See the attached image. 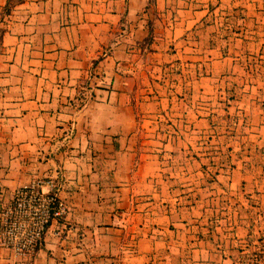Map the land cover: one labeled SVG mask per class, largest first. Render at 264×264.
Wrapping results in <instances>:
<instances>
[{
  "label": "crops",
  "instance_id": "0c3cea01",
  "mask_svg": "<svg viewBox=\"0 0 264 264\" xmlns=\"http://www.w3.org/2000/svg\"><path fill=\"white\" fill-rule=\"evenodd\" d=\"M259 30L264 0H0V216L43 177L66 207L35 251L0 240V264H233L235 237L255 247L264 174L241 167L264 171L262 124L208 146L221 134L201 121L249 101L222 78ZM207 147L246 153L211 178L158 157Z\"/></svg>",
  "mask_w": 264,
  "mask_h": 264
},
{
  "label": "rangeland",
  "instance_id": "374dc122",
  "mask_svg": "<svg viewBox=\"0 0 264 264\" xmlns=\"http://www.w3.org/2000/svg\"><path fill=\"white\" fill-rule=\"evenodd\" d=\"M260 31V32H259ZM258 31V36L259 39H252L249 40L247 43V49H249L252 53L250 54L251 56H243L242 62H240L241 65H239V62H237L235 67H232L231 70L226 72L227 77H223L222 81H229V86L231 87L232 92L230 93V97L234 98L237 97L239 98L241 96L247 97L249 101L246 99L244 100L245 103H237L236 106H234V109L232 112L231 117L225 118H218L215 120L213 123L211 122L210 125L205 123V121H201L202 125H207L210 126L211 128H214L216 131V134H221V136L217 137L216 139H212V141H207L206 145H213L215 143H218V139H223V141L226 140V142L220 141L223 144L227 143L230 144L231 146L235 144V135L232 134L231 139L229 140L227 138V135H224L226 133V130H239L240 128L244 127H249L251 124H255L259 122L262 124L261 128L262 129H257L255 133H261L264 134V39L261 38V35L263 34V30ZM258 50V53H257ZM204 80V79H203ZM240 101V100H239ZM247 105V112L246 114L244 113L245 111V106ZM216 110L221 111V104H217ZM260 110V111H259ZM249 117V118H247ZM164 125L165 120H162ZM214 125V126H213ZM223 134V135H222ZM264 140V138L258 136L259 139ZM185 139V138H184ZM238 139V138H237ZM173 139H171L170 142H172ZM205 144V143H204ZM235 146V145H234ZM208 148V149H207ZM206 150L204 151L203 149H199L198 151L195 152H190V151H166L162 150L159 153V158H179V159H193V158H198L203 160V163H201L200 169L207 174L209 178L215 177L216 174H227L223 173V167L229 168L231 166H234L236 162H238L241 157L243 158L245 156V151H232V152H219L217 149H214L215 147H212L209 149L207 147ZM157 153V152H154ZM261 158L264 157V152H260ZM228 154V160L230 161L229 165H221L217 162L213 163L211 162L213 159L216 161L222 160L223 155ZM175 155V156H174ZM255 157V156H254ZM258 158V154L256 156ZM264 160V159H262ZM225 164V163H224ZM228 164V163H227ZM240 164V163H239ZM241 169L243 171L245 170V173L247 174L248 177H251L250 175H255L259 174L263 176V170L258 173L259 168H250L249 171V166H242ZM258 170V171H257ZM263 224V229H264V222L261 223ZM256 229V228H255ZM256 231H260V228L255 230V234L257 233ZM264 233V230L260 231L261 233ZM246 236V235H244ZM242 236V238L244 237ZM240 238V237H239ZM238 237H235L234 243L235 246H237L238 250L241 249V246H239L240 243H243L244 240L239 241ZM247 237H245L246 239ZM249 238V237H248ZM244 239V238H243ZM254 239V238H253Z\"/></svg>",
  "mask_w": 264,
  "mask_h": 264
},
{
  "label": "built area",
  "instance_id": "2783aa9c",
  "mask_svg": "<svg viewBox=\"0 0 264 264\" xmlns=\"http://www.w3.org/2000/svg\"><path fill=\"white\" fill-rule=\"evenodd\" d=\"M58 183L50 177L31 180L17 188L0 216V240L19 254L35 251L50 220L65 212ZM246 242V241H245ZM233 264H264V237L255 247H241Z\"/></svg>",
  "mask_w": 264,
  "mask_h": 264
},
{
  "label": "trees",
  "instance_id": "16d2710c",
  "mask_svg": "<svg viewBox=\"0 0 264 264\" xmlns=\"http://www.w3.org/2000/svg\"><path fill=\"white\" fill-rule=\"evenodd\" d=\"M39 245H40L39 243L36 245V248H35V250H36V249L39 247Z\"/></svg>",
  "mask_w": 264,
  "mask_h": 264
}]
</instances>
